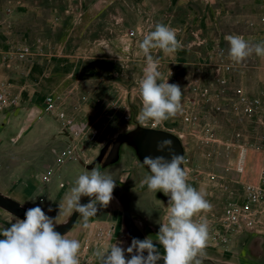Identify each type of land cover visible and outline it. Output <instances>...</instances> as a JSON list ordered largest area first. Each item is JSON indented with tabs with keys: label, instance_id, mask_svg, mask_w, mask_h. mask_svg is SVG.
<instances>
[{
	"label": "rangeland",
	"instance_id": "374dc122",
	"mask_svg": "<svg viewBox=\"0 0 264 264\" xmlns=\"http://www.w3.org/2000/svg\"><path fill=\"white\" fill-rule=\"evenodd\" d=\"M83 1L89 0H0V77L8 78V92L18 99L0 117H23V131L68 132L76 130L70 123L82 131L88 124L83 120L100 117L86 132H102L103 141L128 130L169 128L184 146V185L177 193L165 186L163 199L156 191L150 209L165 216L173 212L176 230L182 212L202 224V256L189 261L230 264L226 261L241 255L242 245L233 247L230 239L217 243L213 231H224L219 220L226 205L238 199L245 184L259 180L264 109L245 113L241 98L264 102V40L245 42L244 35L253 31L234 37L237 27L227 17L212 29L221 40L207 41V26L198 24L204 15L197 0H102L107 8L92 10L87 18L76 8ZM220 1L254 2L253 13L264 23V0ZM240 146L247 148L242 171L236 165ZM21 158L23 164V150ZM76 165L69 175L73 186L82 170ZM12 180V194H2L23 206V171ZM138 182L129 179L125 187L138 212H147L146 203L136 199L142 194H135L147 185L135 188ZM22 215L0 206V264H159L139 258L133 244L121 253L70 249L62 234L45 232ZM262 233L264 226L257 234ZM149 245L159 254L169 251L166 242ZM56 253L65 258L55 261ZM247 255L259 256L254 247Z\"/></svg>",
	"mask_w": 264,
	"mask_h": 264
},
{
	"label": "crops",
	"instance_id": "0c3cea01",
	"mask_svg": "<svg viewBox=\"0 0 264 264\" xmlns=\"http://www.w3.org/2000/svg\"><path fill=\"white\" fill-rule=\"evenodd\" d=\"M197 1H201L203 6L204 16L198 24L207 26V41L216 44L221 40V37L212 33V29L215 30L216 23L221 21L223 23L225 21L223 18L227 17L228 22L237 27L232 30L234 37L253 31L254 34L244 35L245 42L255 43L257 40H264V23L253 13L256 10L254 2L244 1L229 4L222 3L220 0ZM107 6L108 4L102 0L98 2L89 0L78 3L76 8L84 11V16L87 18L92 16V10H104ZM232 10L234 12H230ZM218 17L219 19H217ZM74 18L77 19V17ZM262 48L264 47L262 46ZM18 118L0 117L1 193L11 195L9 183L13 181L17 171H23V206L33 211L47 224L61 225L71 216L79 198L88 188L100 181H111L122 188L124 187V191L128 192L129 208L134 222L144 233L148 243L153 241L168 244V253L157 254L171 258L180 256L181 259L191 264L194 263L188 259L202 256L204 239L200 229L201 223L196 219L186 218L185 213L182 212L178 223L179 229L176 230L175 222L171 221L173 212L165 216V214L162 215L155 211V208L150 209L156 205V191L159 198L163 199V188L167 185L156 177L149 166L141 161L134 144L123 137L133 130L103 141V137H100L102 132L99 133L98 130L86 132V129L90 130L91 127L97 126L96 123L99 122L100 117L97 122L96 119H93L95 117H87L86 120H83L88 124H84L86 129L82 130L79 135L56 129L36 128L23 131V117ZM165 129L170 130L169 128ZM13 139L15 142L19 140V144H14L11 141ZM76 164H79L82 170L77 172L79 180L76 186H73L69 175L75 171ZM129 179L139 181L135 188L147 185L137 193L132 190L135 194H142V197L137 195L136 199H141L146 203L147 212H138L139 206L135 205L133 195L130 196V191L125 187V182ZM154 181L160 182L162 188L157 190ZM151 188L155 190L152 194L149 193ZM146 190L148 194L144 193ZM74 191L78 192V196L73 197ZM157 218H160L158 224L155 223ZM99 227L111 230L110 235L99 239L97 236ZM252 233L242 232L231 235L230 242L233 247L240 243L242 246L239 248L242 253L226 262L230 264H264V233L261 235L257 234L259 232L253 233L256 234L255 236ZM62 236L66 244L71 242H78L80 245L87 244L88 251L112 250L121 253L126 252L129 249V244H132L123 218L122 203L120 199L110 193L96 195L77 217L73 227ZM241 237H245L242 243ZM250 247L255 248L259 255L258 258L248 257L247 253ZM242 256L246 257L242 260Z\"/></svg>",
	"mask_w": 264,
	"mask_h": 264
},
{
	"label": "water",
	"instance_id": "95a60500",
	"mask_svg": "<svg viewBox=\"0 0 264 264\" xmlns=\"http://www.w3.org/2000/svg\"><path fill=\"white\" fill-rule=\"evenodd\" d=\"M132 142L141 161L145 163L158 179L177 193L184 185V148L181 139L173 132L159 128L135 129L124 135ZM100 193H110L120 199L123 207V218L133 249L141 259L159 264H191L184 260L165 257L155 253L144 233L135 224L129 208V198L124 189L111 181H100L88 188L79 198L75 209L68 220L61 225H50L32 214L27 208L19 205L11 198L0 192V206L10 209L12 207L23 212V219L33 226L48 232L64 234L69 231L77 217L82 213L88 203Z\"/></svg>",
	"mask_w": 264,
	"mask_h": 264
},
{
	"label": "built area",
	"instance_id": "2783aa9c",
	"mask_svg": "<svg viewBox=\"0 0 264 264\" xmlns=\"http://www.w3.org/2000/svg\"><path fill=\"white\" fill-rule=\"evenodd\" d=\"M27 49H24L25 52ZM229 68V66H227ZM9 83L5 79L0 77V113L5 112L7 109L12 108L18 104L16 96L11 95L8 92ZM241 102L245 113H256L258 109H264L263 100L258 98L248 99L242 97ZM53 104L50 103L49 107L52 108ZM62 114V113H61ZM189 119L190 117H186ZM260 122L264 126V117H260ZM70 126H74L76 130L73 131L74 135H79L81 128L75 126L74 123H70ZM240 156L236 161V165L239 171H242L245 159L246 149L240 146ZM260 151L262 153V166L259 173V180L257 183H247L243 186V191L238 195V199L228 203L224 209V213L219 222L224 229L222 232L220 229L213 231V238L217 243H226L233 231L237 232H260V229L264 226V138L260 143ZM199 220L202 216H199ZM111 230L98 228L97 236L99 239L108 237ZM87 244L80 245L78 242L69 243V248L77 251H87ZM68 250V249H67ZM66 250V251H67ZM65 258L64 253H56L54 256L55 261H62ZM91 263L93 260L88 259Z\"/></svg>",
	"mask_w": 264,
	"mask_h": 264
},
{
	"label": "bare ground",
	"instance_id": "6f19581e",
	"mask_svg": "<svg viewBox=\"0 0 264 264\" xmlns=\"http://www.w3.org/2000/svg\"><path fill=\"white\" fill-rule=\"evenodd\" d=\"M251 159H253V160H256V157L253 155V156H251ZM247 163H248V161H247ZM245 164V163H244ZM252 165H254L253 166V168H257L258 166V164H257V160H256V162H253V164ZM244 167V166H243Z\"/></svg>",
	"mask_w": 264,
	"mask_h": 264
}]
</instances>
